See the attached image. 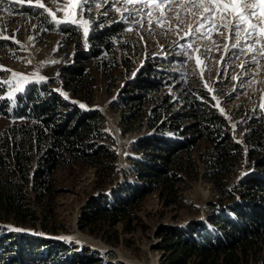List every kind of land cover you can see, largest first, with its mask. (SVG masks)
<instances>
[{"label": "trees", "instance_id": "trees-1", "mask_svg": "<svg viewBox=\"0 0 264 264\" xmlns=\"http://www.w3.org/2000/svg\"><path fill=\"white\" fill-rule=\"evenodd\" d=\"M4 3L13 11L31 13L33 19L40 14L35 6ZM129 25L116 21L91 33V56L85 55L86 64L92 56L96 58L103 52L113 54L117 45L125 54L124 60L132 63L140 51V43L138 37L127 40L124 36ZM63 29L69 41L81 40L79 30L67 25ZM85 69H70L66 76L67 88H72L76 95L86 92L88 77ZM0 74H3L1 69ZM163 78L151 63H147L140 69L133 88L120 94L126 106L121 115L126 130L138 119L142 105L149 103L154 94L170 82L164 83ZM173 79L180 99L171 101L166 92L159 95V104L167 109L166 118L163 116L160 122L151 121L150 127L154 131L134 144L133 150L141 154L131 162L135 181L125 175L124 181L113 190L91 197L81 210V230L90 228L93 234L112 231L118 240L117 224L126 221L127 232L134 230L133 222L138 219L136 208L148 193L158 190L167 204L179 202L178 184L194 165L189 152L201 139L211 146L206 160L216 186L222 185L219 176L232 171L239 156L243 155L241 147L230 143L226 123L208 107L209 102L199 96L192 97V78L176 72ZM0 81L5 79L0 77ZM6 95L8 87L5 83L0 85V97ZM14 95V105L9 99H0V222L36 228L40 215L35 205H51L54 174L60 167L84 161L106 166V157L108 160L111 157L110 167H103L108 171L114 167V156L106 145L97 141L102 119L99 111L86 112L85 108L68 103L43 85L29 87L24 94ZM179 100L184 107L174 109ZM190 119L194 122L186 125ZM259 162L264 168V156ZM234 189L239 198L230 196L225 207L215 208L205 219L193 220L181 228L160 227V242L156 249L162 253L160 264H264V174L256 171ZM45 199L48 202H44ZM42 229L48 231L44 226ZM102 238L110 242L109 237ZM69 246L73 245L18 233L0 225V264L103 263L99 250L82 247L80 251L84 255L80 258V251L71 250ZM88 251H91L90 255ZM67 252L71 253L70 258L65 256ZM106 256L112 257L113 253L109 251ZM115 264L122 263L116 261Z\"/></svg>", "mask_w": 264, "mask_h": 264}, {"label": "rangeland", "instance_id": "rangeland-1", "mask_svg": "<svg viewBox=\"0 0 264 264\" xmlns=\"http://www.w3.org/2000/svg\"><path fill=\"white\" fill-rule=\"evenodd\" d=\"M8 1L18 4L16 0H5V2ZM40 2L45 5V8H51L58 19H63L66 11L73 10L72 5L75 0H40ZM35 3L36 0H32V4L29 5L27 0H24V3L19 5L32 7ZM135 6L142 7L141 4ZM151 7L150 4L144 9L145 14ZM116 8H120L121 11L117 12ZM166 8L167 5L165 10ZM39 10L40 14L36 16V19L40 21H37L27 11L23 13L13 11L6 7V3L0 4V35L9 37L7 40L0 39V69L3 71L0 77L4 78L5 82L12 81L13 84L16 78L12 76V72L28 76L29 81H34L39 76L46 77L44 82L27 83L26 89L43 85L61 95L70 104H84L86 112L99 111L102 119L99 122L100 133L96 134L99 135L96 138L100 144L106 145L112 151L114 167L111 166V170L108 168V171L103 168L108 167L111 157L110 160L106 157V166L102 163L96 166L84 161L60 167L54 174L51 205L49 207L35 205L40 215L36 228L1 222L0 225L11 229L22 227L23 231L18 233L61 241L73 245L69 246L71 250L80 251L82 247L99 250L102 254V264L104 262L115 264L116 261L132 264L130 260L137 264H160L162 253L156 250L157 243L160 242V227L181 228L193 220L205 219L210 211L225 207L230 196H234L236 200L239 198L235 196L234 188L240 185L242 180L254 175L256 171L264 174V168L259 165V161L264 156H262L264 154V107H262L264 106V57L257 56L258 68L249 65L247 63L249 55L239 54L236 50L226 52L225 48L230 47L231 41L221 39L214 30L212 39L216 41L215 45L209 41L193 44V48H196L207 43L214 50L210 53H204L202 48L200 53L192 51L190 54L193 59L188 60L174 42L186 44L192 42L191 38L185 37L187 31L185 25L178 27L173 18L174 13L168 12L167 16L171 20L172 28L178 32L177 35L168 31L167 23L163 28L157 27L155 22L149 26L146 15L129 17V21H143V27L139 23H128L130 25L127 26L124 35L127 40L138 37L140 43L138 48L140 51L133 57L132 63L124 60L125 54L120 45H117V51L113 54L103 52L96 58L92 56L86 64L85 55L91 56L89 36L97 30H102L104 26L119 22L121 15H127L124 12L123 0L114 5L105 0V3L93 7L91 13L85 11L82 18L95 22L89 24L87 38L83 35V29H79L82 38L78 42L69 41L67 32L63 29L65 25L54 26L50 22L51 17L47 16L44 10ZM105 11L107 16L103 15ZM158 13L159 10L153 15ZM77 18L81 17L77 15ZM190 19L185 17L186 23ZM197 55H200L203 60L202 65L196 64ZM53 61L58 63H52ZM147 63H151L159 71L164 77V83L170 82L165 88L156 92L149 103L142 105L138 116L140 120L137 119L132 127L126 130L121 123V115L126 106L120 94L133 88L140 69ZM129 64L132 65L129 67ZM78 67L87 69L84 71L88 82L85 85L86 92L76 95L72 88H67L66 76L70 74V69ZM208 67L211 68L210 73L207 70ZM176 72L192 78L191 84L194 87L192 97L199 96L209 102L208 107L217 112L226 123L230 143L241 147L243 155L241 158L239 156L232 171H226L219 176L222 185L216 186L214 179H211L213 174L206 160L211 146L206 140L201 139L198 146L189 152L194 159V165L188 170L189 174H184L182 181L178 184L179 202L167 204L158 190L148 193L136 208L138 219L132 225L135 229L127 232L126 221L117 224L118 240H116V233L112 231L104 233L105 230H102L93 234L90 228L81 230L79 227L81 210L91 197L113 190L118 183L124 181L125 175L135 181L131 162L134 157L141 154L133 150L134 144L154 131V128L150 127L151 121L159 120L160 122L162 117L166 116L167 109L159 104V95L166 92L170 94L171 101L175 98L180 99L173 79ZM6 86L8 87L7 83ZM208 88L213 91L209 92ZM62 93H67V98ZM179 101L180 103L174 109L184 107L182 100ZM250 118H253L255 122H252ZM193 122L194 120L190 119L186 125H191ZM261 128H263L262 133H260ZM258 167H260L259 170H257ZM32 195L35 194L32 193ZM48 200L45 199L44 202ZM43 226L48 231H44ZM79 236L99 241L105 249L107 247L110 249L93 248ZM102 236L109 237L110 242H105ZM67 237H71V241L64 239ZM109 251L113 253L112 257L106 256ZM71 252L76 253V251ZM82 252H79L80 258L84 255ZM90 253L91 251H88L87 254L90 255ZM70 254L67 252L65 256L70 258Z\"/></svg>", "mask_w": 264, "mask_h": 264}, {"label": "snow or ice", "instance_id": "snow-or-ice-1", "mask_svg": "<svg viewBox=\"0 0 264 264\" xmlns=\"http://www.w3.org/2000/svg\"><path fill=\"white\" fill-rule=\"evenodd\" d=\"M5 0H0V4H3ZM18 4H23L24 0H16ZM28 4H32V0H27ZM111 4L120 3L121 0H108ZM105 3V0H75L72 5L73 10L65 12L63 19H58L56 13L51 8H45V5L36 0L35 7L42 9L51 17V23L54 26L67 25L69 27H75L77 30L83 29V35L85 38L89 34V24L95 21L83 19L85 11L91 13L93 7H98L100 4ZM124 12L127 15H121L119 22L122 23H139L143 27V21H129V17L135 16H147L148 24L151 26L155 22L157 27L163 28L165 23L168 24V31L173 35H177L176 29L172 28L171 20L167 16L168 12L174 13V20L179 25H185L187 31L185 37L191 38L192 42L186 44H180L179 41L174 42L175 46L180 49V52L188 60H192L193 56L190 54L192 51L200 53L201 48L204 53H210L214 49L209 47V44H201L196 48H193L194 43L199 41H209L215 45L216 41L212 39L213 32L215 30L223 40H230V47H226L225 51L229 52L236 50L239 54H248L249 60L247 63L254 67H259V59L257 56L264 57V0H123ZM136 4H141L142 7H136ZM152 7L145 14L144 9L149 5ZM132 5V7H128ZM165 5L167 8L165 10ZM178 9V11H174ZM111 10V9H109ZM159 10L157 15H153L154 12ZM117 12H120V8H116ZM77 15L81 17L77 18ZM107 16V11L103 13ZM185 17H190L186 23ZM100 27V25H97ZM223 29V31H220ZM131 30V29H129ZM47 31V29H46ZM185 37H181L184 39ZM0 39L7 40L8 36L0 35ZM166 55V54H165ZM197 65H202L204 62L200 55L195 57ZM52 63H58L53 61ZM207 67V66H206ZM243 67V65H241ZM208 72H211V68L208 67ZM251 71V69H246ZM12 76L16 78L15 84L12 81H0V85L7 83L9 88L8 95L0 97V99H9L15 104V93H24L27 91L25 85L29 82L40 83L46 81V77L39 76L34 81H29L28 76L12 72ZM236 79V77H233ZM207 87V84H205ZM209 92L213 90L208 88ZM67 98V93H62ZM81 108H85L84 104L79 105ZM264 107V106H262ZM223 111V109H221ZM233 127H235L233 125ZM12 231H23V229L12 228ZM71 241V237H67Z\"/></svg>", "mask_w": 264, "mask_h": 264}, {"label": "bare ground", "instance_id": "bare-ground-1", "mask_svg": "<svg viewBox=\"0 0 264 264\" xmlns=\"http://www.w3.org/2000/svg\"><path fill=\"white\" fill-rule=\"evenodd\" d=\"M19 229H22V228H19ZM79 238L93 248H100L102 250L105 249V246L102 243H100L99 241L93 240L89 237H83V236H79ZM130 262L132 264H137L135 261H132V260H130Z\"/></svg>", "mask_w": 264, "mask_h": 264}, {"label": "water", "instance_id": "water-1", "mask_svg": "<svg viewBox=\"0 0 264 264\" xmlns=\"http://www.w3.org/2000/svg\"><path fill=\"white\" fill-rule=\"evenodd\" d=\"M108 249H110V247H107L105 250H108Z\"/></svg>", "mask_w": 264, "mask_h": 264}]
</instances>
